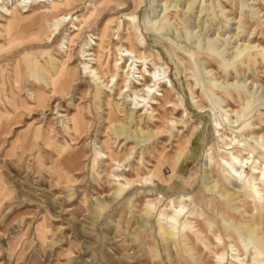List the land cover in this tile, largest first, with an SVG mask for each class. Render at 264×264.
Masks as SVG:
<instances>
[{
	"label": "rangeland",
	"instance_id": "rangeland-1",
	"mask_svg": "<svg viewBox=\"0 0 264 264\" xmlns=\"http://www.w3.org/2000/svg\"><path fill=\"white\" fill-rule=\"evenodd\" d=\"M23 6L0 0V264H264V0ZM149 70L164 125L120 95Z\"/></svg>",
	"mask_w": 264,
	"mask_h": 264
},
{
	"label": "bare ground",
	"instance_id": "bare-ground-1",
	"mask_svg": "<svg viewBox=\"0 0 264 264\" xmlns=\"http://www.w3.org/2000/svg\"><path fill=\"white\" fill-rule=\"evenodd\" d=\"M42 2H45V0H23V3H25V6H23V7H26V5L28 3L29 7H33V8L36 9L35 16L37 18H41L45 14L53 15V14H55V12H57L61 8H66L67 9V8L74 7L77 4V0H51L50 1V6H49V8H47L46 6L39 5ZM7 12H8V15H10L12 18H16V17L19 16V13H18V10H17L16 6H13L10 10L7 9ZM64 19H65L64 17H60V18L56 17L57 24H55V29L54 30H57V31L59 30L58 25ZM76 20L81 22V20L79 18H76ZM81 23H79L78 26L75 27L72 30V32H71L72 33V36H71L72 38L77 33H79L82 30V27L80 26ZM74 31H77V32L74 33ZM71 37H70V39H71ZM125 50L127 51L125 56L131 58V62L129 64L130 67H129V69H127L125 71V73L127 75L130 72L131 65L133 63H143L144 60H142V57L138 56L133 51V49L131 47L130 48H125ZM86 55L87 56H94V53L90 52V53H88ZM89 72H91L94 77L101 78L98 75V72H96L95 69L92 68V66H91V70ZM138 73H139V76H137L138 80L134 81L133 83H131V80L129 79V76H127L123 80L124 81V87L120 90V95L123 92H129L131 90L130 94L132 93L133 96H134V97L132 96L131 99H132V101H134V104H135L134 108L135 109L136 108H141V107L144 106V104H143V105H141L139 107L138 106L139 102L150 103V105L151 104L159 105L160 106V110L162 112V115L156 116V118L158 117V119H155V120L158 121L160 123V125H164L165 124L164 119L166 118V114H165L166 113V107L169 106V105L165 106V104L168 103V101H167V93H166V91H164V94H161V96H163V98H164L163 102H158L157 99L153 98V95H155V92L160 87L161 79L159 78V74L155 75V73L151 72L150 70L148 71V74L147 73H145V74L141 73V71H139ZM146 76H148L150 78V81L148 83H144L143 84L141 81H145V77ZM134 83H136L137 85H140L141 87L140 88H135L134 85H131V84H134ZM156 96H160V94H156ZM151 110H152L153 115H157L158 114L157 112H155L154 108L151 107ZM168 124H170V123H168ZM259 137H264V135H260ZM249 158L250 157H247L245 160H238L239 166L243 167L244 165H246V163L248 162ZM251 158H253V156ZM229 166H230V163H229ZM230 167H232V166H230ZM256 173L259 175L258 179L261 180V181L262 180L264 181V172L259 170ZM255 191H257V190H255ZM257 194H258V192H257ZM181 212H182V207H180L178 210L174 209V212H173V215L171 216V219L174 218L173 220H175L176 217H178L179 213L181 214ZM172 222H174V221H172ZM245 264H249V263H245ZM250 264H252V263H250Z\"/></svg>",
	"mask_w": 264,
	"mask_h": 264
}]
</instances>
